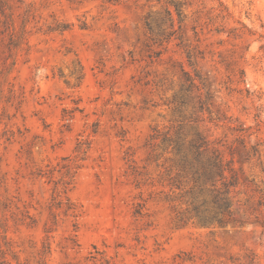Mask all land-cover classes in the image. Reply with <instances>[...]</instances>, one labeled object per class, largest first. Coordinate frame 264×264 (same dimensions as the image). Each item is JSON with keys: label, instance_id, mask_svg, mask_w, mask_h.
Returning a JSON list of instances; mask_svg holds the SVG:
<instances>
[{"label": "rangeland", "instance_id": "rangeland-1", "mask_svg": "<svg viewBox=\"0 0 264 264\" xmlns=\"http://www.w3.org/2000/svg\"><path fill=\"white\" fill-rule=\"evenodd\" d=\"M179 121L230 163L240 223L176 220L169 156L151 157ZM44 243L47 264H264V0H0V264Z\"/></svg>", "mask_w": 264, "mask_h": 264}, {"label": "trees", "instance_id": "trees-1", "mask_svg": "<svg viewBox=\"0 0 264 264\" xmlns=\"http://www.w3.org/2000/svg\"><path fill=\"white\" fill-rule=\"evenodd\" d=\"M173 11L176 13L178 20L182 19L183 6L177 2H171ZM173 11L169 10L168 14L173 15ZM145 27L150 32L151 36L148 40L153 44H157L156 39L152 36L153 27L149 19L145 22ZM181 28V27H180ZM179 29H175V24H172V31L166 35L167 41L180 40L178 36ZM196 33V32H195ZM197 34V33H196ZM161 36H165L162 34ZM145 44L146 48H150L149 42ZM158 57V53L150 55V58ZM187 58L190 66H194L191 61L189 53ZM187 82L190 85L182 90L184 93H189L194 87L200 76H194L188 72L183 71ZM208 97V95H207ZM174 113L183 114L184 110L189 105L188 99L182 97H175L173 100ZM200 108L205 110V101L199 100ZM258 117V116H257ZM152 140L155 141L152 145V157L158 160L164 155H168L165 161L169 163V167L165 168L167 185L171 191L176 193V199L180 203V208H174L175 218L179 224L182 225H201L203 227L222 226L240 223L234 217L232 211V202L230 200L231 187L235 185L234 176H229L231 173L230 163L224 161L219 155L208 157L203 160L204 155L208 153L209 144L200 136L191 141L187 140L184 135L183 121H179V125H175L174 129L165 133H161L157 129L154 130ZM159 149H163V154L157 153ZM255 151V149H253ZM163 163V166L166 164ZM70 182H64L61 185L56 183L54 189L53 207H61L67 196L68 186ZM143 207L141 205L135 211L136 215H141ZM51 252L49 243H44L43 249L40 253L39 264H47V256ZM2 264H7L3 261Z\"/></svg>", "mask_w": 264, "mask_h": 264}]
</instances>
